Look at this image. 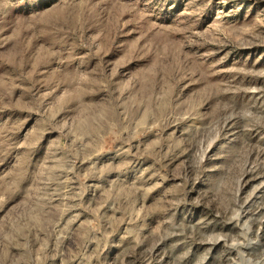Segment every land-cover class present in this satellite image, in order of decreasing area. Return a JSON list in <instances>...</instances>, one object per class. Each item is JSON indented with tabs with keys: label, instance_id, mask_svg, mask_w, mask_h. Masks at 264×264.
Wrapping results in <instances>:
<instances>
[{
	"label": "rangeland",
	"instance_id": "374dc122",
	"mask_svg": "<svg viewBox=\"0 0 264 264\" xmlns=\"http://www.w3.org/2000/svg\"><path fill=\"white\" fill-rule=\"evenodd\" d=\"M261 220L264 0H0V264H264Z\"/></svg>",
	"mask_w": 264,
	"mask_h": 264
},
{
	"label": "bare ground",
	"instance_id": "6f19581e",
	"mask_svg": "<svg viewBox=\"0 0 264 264\" xmlns=\"http://www.w3.org/2000/svg\"><path fill=\"white\" fill-rule=\"evenodd\" d=\"M238 219V218H237ZM241 219V218H240ZM238 222V221H237ZM237 222H235L236 224H237ZM261 222H262V225H264V220H261ZM233 223V222H232ZM235 224V225H236ZM222 241L220 240V239H213L212 240V242H207L208 243V245H210V246H214V245H217V244H219V243H221ZM238 246V245H237Z\"/></svg>",
	"mask_w": 264,
	"mask_h": 264
}]
</instances>
